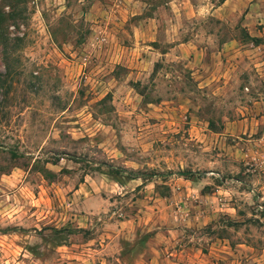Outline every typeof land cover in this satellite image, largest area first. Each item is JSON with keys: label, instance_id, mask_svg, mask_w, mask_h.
<instances>
[{"label": "rangeland", "instance_id": "obj_1", "mask_svg": "<svg viewBox=\"0 0 264 264\" xmlns=\"http://www.w3.org/2000/svg\"><path fill=\"white\" fill-rule=\"evenodd\" d=\"M17 202L0 264H264V0H0Z\"/></svg>", "mask_w": 264, "mask_h": 264}, {"label": "clouds", "instance_id": "obj_2", "mask_svg": "<svg viewBox=\"0 0 264 264\" xmlns=\"http://www.w3.org/2000/svg\"><path fill=\"white\" fill-rule=\"evenodd\" d=\"M230 2V0H225V3L228 4ZM211 9H212V5L211 3H207L205 6L201 7L199 9V16L200 17H208L209 15H211ZM17 174H21L19 173V170H17ZM17 207L13 208L11 213H3L0 215H6L9 217V219L7 221H0V227L5 226V224H10V223H20L18 217L19 215H24L25 213L22 212L21 207L19 206V202H17ZM16 214V215H13Z\"/></svg>", "mask_w": 264, "mask_h": 264}, {"label": "crops", "instance_id": "obj_3", "mask_svg": "<svg viewBox=\"0 0 264 264\" xmlns=\"http://www.w3.org/2000/svg\"><path fill=\"white\" fill-rule=\"evenodd\" d=\"M198 71V68H193L192 72H196ZM81 184L80 183L76 188H74V192H78L79 190H81Z\"/></svg>", "mask_w": 264, "mask_h": 264}, {"label": "trees", "instance_id": "obj_4", "mask_svg": "<svg viewBox=\"0 0 264 264\" xmlns=\"http://www.w3.org/2000/svg\"><path fill=\"white\" fill-rule=\"evenodd\" d=\"M181 174H183L185 177H187L185 173H181ZM188 174H191L190 170H188Z\"/></svg>", "mask_w": 264, "mask_h": 264}]
</instances>
